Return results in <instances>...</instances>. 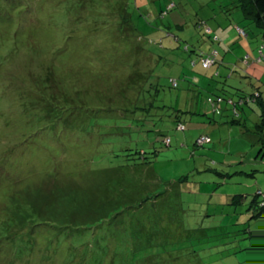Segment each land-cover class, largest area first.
I'll return each instance as SVG.
<instances>
[{
	"label": "rangeland",
	"instance_id": "obj_1",
	"mask_svg": "<svg viewBox=\"0 0 264 264\" xmlns=\"http://www.w3.org/2000/svg\"><path fill=\"white\" fill-rule=\"evenodd\" d=\"M233 2L0 0V264H264L237 101L264 41Z\"/></svg>",
	"mask_w": 264,
	"mask_h": 264
},
{
	"label": "trees",
	"instance_id": "obj_2",
	"mask_svg": "<svg viewBox=\"0 0 264 264\" xmlns=\"http://www.w3.org/2000/svg\"><path fill=\"white\" fill-rule=\"evenodd\" d=\"M233 3H235V7L241 8V10L244 13L245 18L250 19V21L255 23V25L260 29L261 37L263 38V41H264V0H234ZM243 32L246 33L245 30H243ZM206 33H208L209 35L212 34L211 29L209 27H208V30L206 31ZM210 54H212V53H210ZM214 58H215V62L213 64H215L218 61L216 53H215ZM254 61H263L264 62V47L262 48L261 53H259L254 58ZM202 67L208 68L209 66L204 67L202 65ZM173 80L176 82V84L175 85L173 84V85L176 86L177 81L175 79H172V83H173ZM235 93H239V92H235ZM261 98H262L261 97V91H260L259 87H256L252 92H249L248 94L242 92L238 96L237 101H238V103H241V104L248 102V101H250V102L253 101V102H257L258 105L264 107V102H262ZM221 100H222V98L220 96H218L217 101L215 99L212 100L213 101L212 106L216 108L217 102H219ZM225 100L228 102L229 105L230 104H231V106L233 105L232 111H233V109L236 110L237 101L234 100V97L231 96V97L226 98ZM177 116L178 115H176V117ZM177 122H178V120H177ZM230 122L240 123V120L239 119H231ZM256 126L258 127L257 135H258L259 141H261V143L263 145V147L260 148V150L264 151V134L262 133V126H260L259 124H256ZM255 133H256V131H255ZM206 136H208V135H206ZM209 142H210V137H209L208 141L201 143L200 146H202L204 143H209ZM255 207H258V208H255ZM250 209L252 210L251 214H253V216L259 215L262 212V210H264V190L258 189V191H256L254 197L252 198L251 204L249 206V210ZM45 222H47V221H45ZM103 222H99L96 225H102ZM48 223H52V222H48ZM50 225H52V224H50ZM61 227H62V225H60V224H56V223L54 224V228L60 229ZM78 237H81V233L76 234L77 241H78Z\"/></svg>",
	"mask_w": 264,
	"mask_h": 264
},
{
	"label": "built area",
	"instance_id": "obj_3",
	"mask_svg": "<svg viewBox=\"0 0 264 264\" xmlns=\"http://www.w3.org/2000/svg\"><path fill=\"white\" fill-rule=\"evenodd\" d=\"M237 29H238V31L240 32V33H243V30L241 29V28H239V27H237ZM214 56H215V53H212V54H210V55H208L206 58H204V59H202L201 61H202V65L204 66V67H208V66H210L211 64H213L214 62H215V58H214ZM173 84L175 85L176 84V82L173 80ZM178 127H180V125H178ZM209 140V137L208 136H201L200 138H198L197 140H196V142L198 143V144H201V143H203V142H205V141H208ZM164 142L165 143H168L169 142V138L168 137H165L164 138Z\"/></svg>",
	"mask_w": 264,
	"mask_h": 264
},
{
	"label": "crops",
	"instance_id": "obj_4",
	"mask_svg": "<svg viewBox=\"0 0 264 264\" xmlns=\"http://www.w3.org/2000/svg\"><path fill=\"white\" fill-rule=\"evenodd\" d=\"M261 80H263L262 78H261ZM252 85V88H251V91L250 92H252L256 87H259V89H260V91H261V100H262V102H264V86H262V84H260V83H257V82H255V83H252L251 84ZM249 93V92H248ZM214 100V99H213ZM216 101H217V99H216ZM226 103H227V105H228V102L226 101ZM211 105H212V103H211ZM216 109L218 110V109H220V107H218V106H216ZM222 109H227V107L226 106H222V108H221V112H222ZM231 120V119H230ZM230 120H229V122H230ZM225 122H227V121H225ZM231 123V122H230ZM232 123H235V122H232ZM238 124H240V123H238ZM258 138V137H257ZM211 139L212 138H210V142H211ZM225 157H227V155H225ZM228 161H227V158H225V161H223V164L224 165H228V163H227ZM227 175H229V174H227Z\"/></svg>",
	"mask_w": 264,
	"mask_h": 264
}]
</instances>
